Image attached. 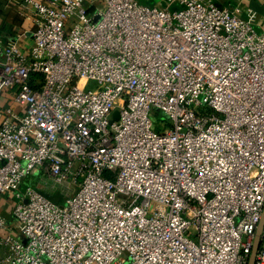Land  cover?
<instances>
[{"label":"built area","instance_id":"1","mask_svg":"<svg viewBox=\"0 0 264 264\" xmlns=\"http://www.w3.org/2000/svg\"><path fill=\"white\" fill-rule=\"evenodd\" d=\"M214 1L25 0L28 51L0 41V96L18 108L0 109V196L15 200L0 264H247L264 32ZM37 170L76 192L56 205L24 185Z\"/></svg>","mask_w":264,"mask_h":264},{"label":"crops","instance_id":"2","mask_svg":"<svg viewBox=\"0 0 264 264\" xmlns=\"http://www.w3.org/2000/svg\"><path fill=\"white\" fill-rule=\"evenodd\" d=\"M138 2L146 7L157 6L168 8L169 10L179 8L177 4L167 6L165 0H138ZM214 4L220 9L238 10L239 15L242 17H245L248 12H253L255 14L254 29L257 33L264 32V0H215ZM33 20V14L30 7L25 4V0H0V41L4 44L17 41L23 52L28 51L32 43ZM8 106L16 107L12 104V98L9 93L0 96V109ZM16 110H18L17 107ZM36 172L32 176H35ZM24 185L30 186L25 182ZM30 187L45 193L35 186ZM45 194L47 197L49 196L47 193ZM14 205L15 200L12 194L0 196V218L4 220L8 230L14 228L12 218ZM5 234L6 231L0 227V240ZM4 254L5 249L0 245V258Z\"/></svg>","mask_w":264,"mask_h":264},{"label":"rangeland","instance_id":"3","mask_svg":"<svg viewBox=\"0 0 264 264\" xmlns=\"http://www.w3.org/2000/svg\"><path fill=\"white\" fill-rule=\"evenodd\" d=\"M139 3V2H138ZM151 118L154 120V125L157 124L154 116L151 114ZM30 186H35L38 189L44 191L49 195V199L56 205L63 206L66 195H72L76 192V187H70V191L67 192L66 185H57L52 182L48 175L42 170H37L35 176H29L25 181Z\"/></svg>","mask_w":264,"mask_h":264},{"label":"water","instance_id":"4","mask_svg":"<svg viewBox=\"0 0 264 264\" xmlns=\"http://www.w3.org/2000/svg\"><path fill=\"white\" fill-rule=\"evenodd\" d=\"M117 116H118L117 112H115L113 115L114 119H117ZM263 229H264V207L262 209L261 216H260V219L258 221L256 230L254 233L253 242H252V246H251L250 253L248 256L247 264L255 263V258H256V255H257V252L260 246L261 234H262Z\"/></svg>","mask_w":264,"mask_h":264}]
</instances>
